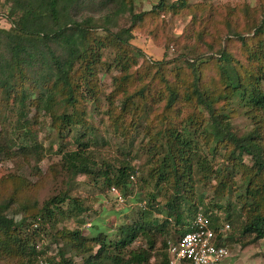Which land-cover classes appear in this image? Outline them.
<instances>
[{
  "label": "trees",
  "instance_id": "1",
  "mask_svg": "<svg viewBox=\"0 0 264 264\" xmlns=\"http://www.w3.org/2000/svg\"><path fill=\"white\" fill-rule=\"evenodd\" d=\"M126 1L3 0L4 6L8 4L6 13L10 26L7 29L0 27V154H9L13 146L21 152H25V148H30L31 151L40 149V145L31 138L33 132L28 127V119L22 118L29 106H33L36 112H50L53 127L59 135H62V131H70L72 126L84 120V114L78 107L81 100L76 95L79 84L75 81V76L76 73L81 75V86H91L86 74L89 68L88 56L91 55V47L86 43L89 24L93 20L90 6L95 4L101 9L111 8L108 14L97 21L105 33V41L118 47V54L123 55L126 50H131L127 45L131 37L130 27L139 23L142 15H135L130 27L112 33L110 23L116 15L124 11ZM184 4L185 0H172L169 4L159 0L155 7L174 11ZM250 19L253 21L251 27L243 26V32L247 31L245 34L231 32V26L228 27L217 55L183 59L189 69V81L185 82L181 78L180 67L176 65L172 68L175 79L171 83L164 80L166 100L161 117L163 124L149 137L148 143L151 145L148 150L152 156L161 153L157 164V181L165 180L164 171L171 177L174 191L163 204L166 217L156 226L147 221L119 224L112 239H107L96 225L94 228L97 234L89 238L83 236L78 228H63L58 238L63 241L64 249L81 257L80 264H166L167 240H176L187 230V223L197 206L208 217L210 226L213 229L218 228V217L211 211L212 208L206 205L202 207L200 200L194 203L183 195L187 190L186 180L190 172V160L186 153L188 143L174 131L175 126H172L175 125L177 116L175 105L181 99L193 106L195 111H192L190 117L194 120L205 119L202 135L205 144L213 143L208 147L210 151L215 152L224 147L225 158L234 163H238L243 155L250 158V167L241 169V176L245 181L242 184V196L248 195L252 198L250 203L244 205L250 216L242 225L241 233L253 234L249 242L264 238V8L258 19L252 16ZM230 33H233L234 38L228 36ZM98 40L97 43H102L101 38ZM234 41L241 47L242 62L234 61L227 49ZM121 45L124 48L127 45V49H122ZM132 49H135L134 55H138L139 50L134 47ZM127 60L128 58L116 57V63L122 66L126 65ZM208 61L214 70L215 81L209 79L205 83L197 66ZM77 62L78 70L75 68ZM128 78L126 73L121 75L116 88L120 89L121 84L127 82ZM134 96L140 102L146 100L144 89L125 95L120 101V111L113 117L131 109ZM61 104L64 111H52L53 106ZM15 107H18L19 116L15 115L11 126L12 132L22 129L19 131L20 140L18 136L15 139L8 138L7 134L11 130L4 128L5 123H10L6 112L8 109L14 111ZM234 108L243 109V113L248 114L252 121V128L243 135L236 134L229 122ZM20 119L24 120L20 123ZM158 140L161 141L158 143ZM74 141L77 145L81 143L79 137L74 138ZM63 156L64 165L74 175L93 174L94 182L98 183L102 178L101 184L106 189L110 186L126 189L130 182L129 176L134 174V169L127 160H118V165L105 164L103 169L99 166L96 171H92L96 163L93 160L89 162L79 150L64 153ZM16 197L15 192L7 201L0 200V259H3L4 254L11 260V264H36L38 259L47 264H74L71 258L64 257L62 249L58 250L56 257H45L44 250L35 249L32 238L44 227L53 229L56 223L54 210L57 209L60 213L59 205L65 199L69 200L68 209L64 212L67 216L79 217L86 208L76 199L62 193L45 200L28 216L18 217L27 208L22 200L13 215L6 216L2 211L12 201L15 203ZM154 198L155 194H150L146 203L144 199L140 200L143 202V211L152 209L149 202ZM78 221L79 224L82 223V220ZM32 225L35 228H31ZM229 234L217 233L216 243L227 246L231 237ZM138 236L144 238L145 246L132 248L131 244Z\"/></svg>",
  "mask_w": 264,
  "mask_h": 264
},
{
  "label": "rangeland",
  "instance_id": "2",
  "mask_svg": "<svg viewBox=\"0 0 264 264\" xmlns=\"http://www.w3.org/2000/svg\"><path fill=\"white\" fill-rule=\"evenodd\" d=\"M158 2L127 0L124 11L110 23V31L114 33L130 27L133 17L142 13L139 23L130 27L131 37L127 45L131 50H126L125 54L121 52L123 55L118 54V47L105 41V33L97 21L108 14L111 8L101 9L92 4L90 11L93 20L90 21L86 40L91 47L89 68L86 71L91 86H81V75L76 73L75 76L79 84L76 95L81 100L78 107L84 114V120L59 135L53 127L50 112H36L33 106H29L22 118L28 119V127L33 132L31 138L40 145V149L31 151L25 148V152H21L13 146L9 154H0V200L7 201L17 193L15 203L12 201L2 211L6 216H12L22 200L27 208L18 217L28 216L45 200L62 193L76 199L86 208L79 217L67 216L64 212L68 209L69 200L65 199L59 205L60 213L54 210L56 223L53 229L44 227V232L40 230L32 238L35 249L44 250L45 257H56L58 250L62 249L65 258H71L74 264L81 263V257L64 249L63 241L58 238L63 228H78L83 236L89 238L97 234L96 225L107 239H112L119 224L147 221L156 226L166 217L163 204L174 191L171 177L164 171L165 180L157 181V164L161 153L152 156L148 150L151 145L148 143L149 137L163 124L161 117L166 100L164 80L171 83L175 79L172 68L176 65L180 67L181 78L185 82L189 81V69L183 59L217 55L228 27L231 26V32L245 34L247 31L243 32V26L251 27V16L258 19L264 8V0H185L183 7L173 11L155 7ZM163 2L169 4L172 0ZM7 6L0 0V27L5 29L10 26ZM228 36L234 38L233 33ZM100 38L102 43H97ZM127 45L126 48L121 45L122 49H127ZM132 47L139 50L138 55H134L135 49ZM240 48L237 41L227 48L234 61L242 62ZM118 56L119 59L128 58L125 66L116 63ZM78 63H75V68ZM197 69L202 72V81H215L209 61L198 65ZM124 73L128 74V81L118 89L116 84ZM262 87L264 89V82ZM140 89H144L146 100L142 102L145 104L134 96L131 109L113 117L120 111L123 97L135 94ZM17 108L14 111L7 108L6 116H9L10 123H5L4 128L11 130L8 131V138H20L19 131L22 129L12 132L11 126L15 115L19 116ZM63 109L61 104L53 106L52 111L61 113ZM192 111H195L193 106L181 99L175 105L177 116L175 125L172 124L175 126L174 131L188 143L186 153L190 160V172L186 180L187 190L183 195L194 203L200 200L202 207L206 205L212 208L211 211L218 217V225L228 219L229 229L225 232L231 235L226 246L229 255L220 264H264V238L249 242L253 234L241 233L242 225L250 216L244 205L252 199L248 195L242 196V184L245 181L241 169H248L251 160L243 155L238 163L229 161L224 156V147L215 152L210 151L208 147L213 143L205 144L202 135L205 119L194 120L190 117ZM23 120L20 119V123ZM229 122L236 134L242 135L253 126L248 114L243 113L241 108H234ZM77 137L81 142L78 145L74 141ZM74 150H79L89 162L93 160L96 163L92 171H96L99 166L103 169L105 164L118 165V160L130 163L134 169V180L130 179L126 189L117 187L125 198L122 204L113 200L108 188L101 184L102 178L96 183L93 174L74 175L66 168L63 155ZM150 194H155V198L149 202L152 209L143 211L140 200L144 199L146 203ZM78 220H82V223L79 224ZM31 228L35 227L32 225ZM138 246H145L142 236H138L131 244L132 248ZM2 257L0 264H11L6 255Z\"/></svg>",
  "mask_w": 264,
  "mask_h": 264
},
{
  "label": "built area",
  "instance_id": "3",
  "mask_svg": "<svg viewBox=\"0 0 264 264\" xmlns=\"http://www.w3.org/2000/svg\"><path fill=\"white\" fill-rule=\"evenodd\" d=\"M129 178L133 181L134 174ZM108 193L119 204L125 201L118 188L110 186ZM143 207V202L140 203ZM229 229L227 222H220L217 229L210 226L208 217L197 206L192 217L187 223V230L183 231L176 240H167L166 264H220L229 252L225 245L216 243V235ZM36 264H47L37 261Z\"/></svg>",
  "mask_w": 264,
  "mask_h": 264
}]
</instances>
